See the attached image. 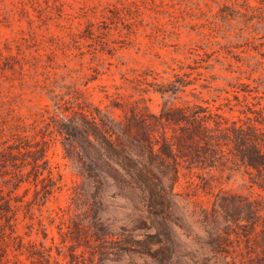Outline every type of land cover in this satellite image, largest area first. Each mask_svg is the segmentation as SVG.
<instances>
[{"label": "trees", "instance_id": "16d2710c", "mask_svg": "<svg viewBox=\"0 0 264 264\" xmlns=\"http://www.w3.org/2000/svg\"><path fill=\"white\" fill-rule=\"evenodd\" d=\"M150 74L135 77L136 89L159 94L158 112L140 98L117 106L121 114L114 115L81 91L50 90L55 113L44 129L21 134L18 143L0 150V172L9 175L13 189L31 183L34 203L44 205L61 188L62 175L48 158L53 139L79 179L71 203L80 211L61 234L56 256L52 246L30 243L25 253L18 242L15 249L30 264H264L263 96H252V103L235 96L240 108L234 118L222 106L176 103L182 94L197 95L194 87L187 90L194 81L185 74L160 82L148 80ZM224 106L234 111L228 101ZM224 167L243 170L247 192L222 186L216 170ZM204 195H210L209 204ZM117 196L132 212L114 227L106 214L109 198ZM0 199V227L13 233L17 208L10 197ZM42 235L47 238L45 229ZM8 251L6 244L0 253L7 262Z\"/></svg>", "mask_w": 264, "mask_h": 264}, {"label": "rangeland", "instance_id": "374dc122", "mask_svg": "<svg viewBox=\"0 0 264 264\" xmlns=\"http://www.w3.org/2000/svg\"><path fill=\"white\" fill-rule=\"evenodd\" d=\"M145 72L158 82L185 74L194 81L187 90L194 87L197 95L182 94L176 103L222 106L236 118L235 96L246 95L248 103L256 101L254 95L264 98V0H0V150L18 143L21 134L44 129L55 113L50 90L81 91L114 115L121 114L117 106L140 98L158 112L159 94L136 89L135 77ZM227 101L234 111L224 106ZM48 158L62 182L44 205L33 202L31 183L13 189L9 175L0 172V195L17 208L15 231L0 227V253L9 247V261L0 257L2 264H30L25 254L30 243L52 246L56 256L62 233L80 211L71 203L79 179L58 138ZM216 174L225 188L248 191L242 169L224 167ZM184 185L182 178L179 189ZM202 198L209 204L210 195ZM109 201L106 217L114 227L127 222L132 210L125 197ZM20 239L25 253L15 249Z\"/></svg>", "mask_w": 264, "mask_h": 264}]
</instances>
